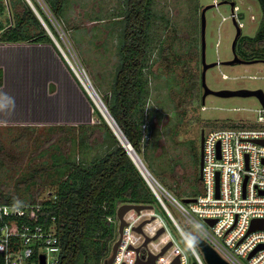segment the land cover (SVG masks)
<instances>
[{
  "label": "rangeland",
  "instance_id": "374dc122",
  "mask_svg": "<svg viewBox=\"0 0 264 264\" xmlns=\"http://www.w3.org/2000/svg\"><path fill=\"white\" fill-rule=\"evenodd\" d=\"M37 1L54 23L61 40L59 44L79 71L77 73L82 75L81 81L88 83V91L55 48H49L54 62H49V69L51 75H55L52 79H42L43 71L37 73L36 78L43 81L42 89L35 93L38 95L35 100L30 97V92L28 103L19 96H15L20 98L18 101L12 100V87H15L14 90L18 88L21 93V85L15 86L16 81L12 82L10 73L7 74L5 66H2L0 104L5 115L0 118V191L15 193L19 199H25L29 192L37 194V199L49 198L47 196L55 190L57 179L81 158V148L77 146V137L72 132L79 124L98 123L93 114L89 84L101 100L110 96L119 62L122 30V19L117 15L121 13L123 0H65L59 22L52 18L42 0ZM152 1V9L163 18L160 16L153 21L149 32L148 68L145 71L148 83L144 105L148 116H145V138L139 157L151 174L182 200L183 195L202 191L201 179L197 176L200 131L253 119L259 102L255 97L223 98L215 95H208L204 104L201 102L200 11L208 4H215L206 11L207 62L229 59L233 54L231 45L235 25L228 0ZM234 1L239 8L234 11L238 13L235 18L243 35L254 36L264 30V12L258 0ZM20 11L19 7L17 12ZM27 68L30 82L25 81L24 92L25 86L33 81L32 70ZM191 73L196 80L194 77V80L191 79ZM253 74L255 79L251 78ZM191 80L196 82L195 97L190 95ZM206 82L215 90L261 88L264 91V63H219L207 70ZM47 104L52 111L43 109ZM105 131L104 128L93 131L91 146L84 149L87 157L101 156L110 149L113 138L108 135L109 139L105 140ZM34 169L39 171L37 180L30 178ZM198 177L200 181H197ZM20 182L24 184L18 185ZM165 203L177 222L191 233L193 228L185 223L181 213L167 200ZM151 204L166 223L167 231L185 255L187 263L198 264L159 201L153 199ZM132 212L137 215L131 211L127 218ZM147 222L140 232L144 241L146 237L151 238L148 242L157 240L162 233L153 238L157 232L154 236H147L142 231ZM118 237L115 228L110 247Z\"/></svg>",
  "mask_w": 264,
  "mask_h": 264
},
{
  "label": "trees",
  "instance_id": "16d2710c",
  "mask_svg": "<svg viewBox=\"0 0 264 264\" xmlns=\"http://www.w3.org/2000/svg\"><path fill=\"white\" fill-rule=\"evenodd\" d=\"M42 2L52 18L59 22L58 17L62 14L65 0ZM258 2L264 12V0ZM39 3L37 0H0V43H49L60 54L42 21L58 43H61L59 33ZM152 3V0H123L121 13L117 15L122 19L119 62L111 94L102 99L138 155L145 138V116H148L144 105L148 83L145 71L148 68L149 32L153 21L161 16L152 9ZM19 7L21 11L17 12ZM261 30L254 37H241L239 47L251 50L254 45L259 46L253 52L264 57V30ZM190 76L191 79L195 78L193 73ZM193 80L190 95L195 97L196 82ZM91 104L98 123L74 126L72 134L77 137V146L81 148L82 156L55 182V190L51 192V196H55L54 201H46L44 220L50 214L57 217L60 242L58 264H102L110 252L116 228L114 222L107 217L113 218L117 207L122 203L152 205V200H156L110 126L94 103ZM103 128L106 130L104 139H109L108 135L113 138L110 149L101 156L87 157L84 149L91 146L93 131ZM173 132L177 134L176 131L172 130ZM38 173L34 169L31 180L39 179ZM197 181H200L199 177ZM21 184L24 182L18 183ZM198 194L183 196L195 197ZM25 199L17 198L15 193L0 191V204L33 202L37 200V194L29 192ZM183 230L188 233L184 228Z\"/></svg>",
  "mask_w": 264,
  "mask_h": 264
},
{
  "label": "built area",
  "instance_id": "2783aa9c",
  "mask_svg": "<svg viewBox=\"0 0 264 264\" xmlns=\"http://www.w3.org/2000/svg\"><path fill=\"white\" fill-rule=\"evenodd\" d=\"M55 41L60 54L81 81L82 75L77 73V68L58 41ZM82 83L88 90V83ZM255 111L253 119L205 131L200 176L202 191L193 202L184 203L179 200L151 174L142 160L137 165L146 184L181 233L198 264L205 262L193 241L195 235L205 239L230 264H264V106L259 103ZM47 197L24 204H0V264H41L42 258L43 264H58L60 242L57 217L50 214L44 220L46 201H54L55 196L49 194ZM165 200L193 228L191 233L183 230ZM131 211L137 215L131 213L127 218ZM107 219L118 227L116 215ZM123 219L127 225L123 227L112 264H134L138 256L145 260L149 254H159L168 242L171 245L157 256L155 264H171L177 255L179 264H188L185 255L167 231L166 223L153 206L139 212L130 209ZM147 219H151V222L142 228L145 235L154 236L160 227L164 231L157 240L147 242L144 246V235L136 232L134 227ZM205 219L214 222L209 224ZM254 219L262 221V228L250 230ZM136 247H139L138 253Z\"/></svg>",
  "mask_w": 264,
  "mask_h": 264
},
{
  "label": "water",
  "instance_id": "95a60500",
  "mask_svg": "<svg viewBox=\"0 0 264 264\" xmlns=\"http://www.w3.org/2000/svg\"><path fill=\"white\" fill-rule=\"evenodd\" d=\"M29 2V1H28ZM226 2V1H223ZM30 3V2H29ZM231 5H233V3H230ZM31 5V3H30ZM215 4H208L206 6H204L201 11H200V38H201V43H200V61H201V74H200V83H201V87H202V94H201V102L204 103L205 102V98L208 95H215L218 97H223V98H227V97H255L258 102L264 106V91L261 88H255V89H250V88H235V89H231V88H221V89H212L207 85L206 82V72L209 68L217 66L219 63L223 64V65H232V64H236V63H255L256 61L252 60V61H244L241 60L237 54L235 53V45H236V41L238 36L241 34V26L234 20V25H235V29H236V34L235 37L232 41V50L234 53V56L232 59L229 60H223L222 62L219 61H211V62H207L206 60V11L208 9H210L211 7H213ZM32 6V5H31ZM40 18V17H39ZM41 20V18H40ZM42 21V20H41ZM44 27L46 28V30L48 31L49 35L51 36L50 31L48 30V28L46 27V25L44 24V22L42 21ZM54 43L58 46L57 42L55 41L54 37L51 36ZM96 93V92H95ZM90 95V94H89ZM103 108L107 111V113L112 117V115L110 114L109 110L107 109V107L105 106V104L103 103V101L100 99ZM98 109V108H97ZM99 110V109H98ZM99 112L101 113V111L99 110ZM101 115L103 116V118L105 119V121L107 122V124L110 125V128L112 129L114 135L116 136V138L119 140V142L121 143V145L124 147L125 151L127 152V154L129 155V157L131 158V160L133 161V163L135 164V166L137 167L138 163L135 161V158L131 155L130 150L132 149L134 151V153L138 156V161L140 159L139 155L137 154V152L134 150L133 146L129 143V141L126 139V137L123 135L122 131L120 130V128L117 126L115 120L114 123L116 125V128L118 129L117 131L120 133V135L122 136L123 141L121 140V138L118 136L117 132L115 131V129L112 127V125L109 123V121L107 120V118L101 113ZM113 119V117H112ZM203 139H204V130H201V138H200V157H199V176H201V167H202V145H203ZM130 149H128V147ZM141 163V162H140ZM216 189L218 190V179H216ZM182 201L184 203H189V202H193L195 201V197H184L182 198ZM145 208H152V205H145V204H138V203H122L121 205H119L116 209L115 215L119 220V224L117 227L118 230V234L119 237L118 239L113 243L111 250L108 254L107 257H105L102 261V264H112L115 255H116V250L117 247L121 241V236H122V232H123V227L125 225H127V222H125V220L123 219L124 214L130 210V209H134L137 212H139L142 209ZM209 224H212L214 222V220L212 219H205ZM147 222V220L142 221V223H140L139 225H137L136 227H134V229L136 231L141 232V227L142 225ZM256 228H262V221L260 219H254L252 221L251 224V228L250 230L256 229ZM164 228L161 227L156 235L153 238H156L159 234H161L163 232ZM151 240L150 237H146L145 241L143 242V245L145 246L146 243ZM193 241L196 244L205 264H230L227 260H225L205 239H203L200 235H195L193 236ZM171 245V242H168L162 249V251L159 254L153 255V254H149L148 257L145 260H142L139 258V256L136 259V262L134 264H155V259L157 258L158 255L162 254L169 246ZM129 248H132L131 246H129ZM135 251L138 253L139 251V247L135 248ZM256 250H254L253 252H251L248 257H250ZM41 264H43V258H42V262ZM171 264H179V255H177L175 257V259L172 261Z\"/></svg>",
  "mask_w": 264,
  "mask_h": 264
},
{
  "label": "crops",
  "instance_id": "0c3cea01",
  "mask_svg": "<svg viewBox=\"0 0 264 264\" xmlns=\"http://www.w3.org/2000/svg\"><path fill=\"white\" fill-rule=\"evenodd\" d=\"M2 46V49L0 48V71L3 72L4 69L2 66H5L8 73L11 75L12 82L15 86L21 85V93L15 87H12L11 91V98L14 101H18L20 98L25 101L26 103L29 101V94L31 92V98L35 100L38 95L35 93L41 92L42 89V80L37 79V73L39 71H43V78L42 79H52L50 69H49V62L52 61V53L50 52L49 48L54 49V47L49 43H0ZM32 57V58H31ZM44 62V64H43ZM54 64V62H53ZM30 67L32 70V84H27L26 91L24 92V85L25 81L30 82L28 68ZM20 73L18 74L17 72ZM41 74V72H39ZM40 80V83H39ZM19 81V83H17ZM11 82V83H12ZM14 90V91H13ZM14 92V93H13ZM15 96H19L20 98H17ZM42 96L43 92H42ZM30 98V99H31ZM1 103V102H0ZM13 103V102H12ZM47 104L46 107H44V110H47L48 112L52 111L48 107ZM4 109L2 105L0 104V118H4L5 112H3ZM27 117V116H26ZM39 120V119H38Z\"/></svg>",
  "mask_w": 264,
  "mask_h": 264
},
{
  "label": "flooded vegetation",
  "instance_id": "af4514ba",
  "mask_svg": "<svg viewBox=\"0 0 264 264\" xmlns=\"http://www.w3.org/2000/svg\"><path fill=\"white\" fill-rule=\"evenodd\" d=\"M228 3H231V2H228ZM232 3H233V5H231V9H232V13H233V21L235 20L236 22H237V20H236V16H237V14L238 13H235L234 11L236 10H239V8L236 6V4H235V1L233 0L232 1ZM238 23V22H237ZM239 24V23H238ZM241 26V25H240ZM258 33V32H257ZM235 34H236V29H235ZM244 35L242 34V30H241V34L238 36V38H237V41H236V45H235V53L237 54V56L241 59V60H244V61H252V60H254V61H256L255 63H257V62H263L264 63V57H259V56H257L254 52H256L257 50H256V48H258L259 46H256V45H254V47H251V50H249V48L247 49V48H240L239 47V45H238V43H239V40L241 39V37H243ZM254 36H256V35H254ZM254 36H249V37H254ZM234 37H235V35H234ZM234 37H233V39H234ZM233 41V40H232ZM231 48H232V45H231ZM254 51V52H253ZM232 53H233V50H232ZM253 53L255 54V55H253ZM233 56H234V53L232 54V57L231 58H229V59H232L233 58ZM229 59H226V60H229ZM219 62H222V60H220ZM236 64H250V63H236ZM251 64H253V63H251ZM201 68H202V66H201ZM251 78H256V75H252V77ZM255 89V88H254ZM204 104V103H203ZM204 135H205V131H204ZM199 138H201V131H200V137Z\"/></svg>",
  "mask_w": 264,
  "mask_h": 264
},
{
  "label": "bare ground",
  "instance_id": "6f19581e",
  "mask_svg": "<svg viewBox=\"0 0 264 264\" xmlns=\"http://www.w3.org/2000/svg\"><path fill=\"white\" fill-rule=\"evenodd\" d=\"M90 87V89H91V92H92V94H90V97H91V99H92V101H93V103L95 104V106L101 111V113L107 118V120L110 122V124L113 126V128L115 129V131L117 132V134H118V136L121 138V140L123 141V139H122V136L120 135V133L117 131L118 129L116 128V125H115V123H114V120L112 119V117L107 113V111L103 108V105H102V103H101V101H100V98H99V96L97 95V93H95V91H94V89L91 87V86H89ZM88 91V90H87ZM128 147V146H127ZM128 149H130L129 147H128ZM130 153H131V155L135 158V161L140 165V160L138 161V156L134 153V151L131 149L130 150ZM133 213V212H132Z\"/></svg>",
  "mask_w": 264,
  "mask_h": 264
},
{
  "label": "clouds",
  "instance_id": "9594fccd",
  "mask_svg": "<svg viewBox=\"0 0 264 264\" xmlns=\"http://www.w3.org/2000/svg\"><path fill=\"white\" fill-rule=\"evenodd\" d=\"M55 44V43H54ZM56 45V44H55ZM62 56V55H61ZM63 57V56H62ZM64 58V57H63ZM64 60H65V58H64ZM114 120V119H113ZM199 173V172H198Z\"/></svg>",
  "mask_w": 264,
  "mask_h": 264
}]
</instances>
